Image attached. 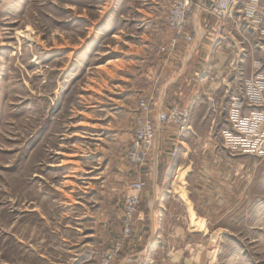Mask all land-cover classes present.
Listing matches in <instances>:
<instances>
[{
  "label": "rangeland",
  "instance_id": "374dc122",
  "mask_svg": "<svg viewBox=\"0 0 264 264\" xmlns=\"http://www.w3.org/2000/svg\"><path fill=\"white\" fill-rule=\"evenodd\" d=\"M172 1L0 0V264H101L105 252L122 253L135 221L125 235L128 187L144 182L132 179L128 155L138 119L156 131L150 108L139 107L148 86L139 61L167 52L159 35L171 33ZM256 2L240 8L253 22L247 70L264 68V0ZM198 146L170 176L184 220L167 222L163 259L264 264V162L236 157L238 185L214 195L195 181L206 185L211 173Z\"/></svg>",
  "mask_w": 264,
  "mask_h": 264
},
{
  "label": "crops",
  "instance_id": "0c3cea01",
  "mask_svg": "<svg viewBox=\"0 0 264 264\" xmlns=\"http://www.w3.org/2000/svg\"><path fill=\"white\" fill-rule=\"evenodd\" d=\"M256 1L236 0L240 6L219 19L209 14L212 0H195L186 27L191 41L183 38L165 54L156 50L140 57V79L146 80L148 86L138 92H141L140 99L149 105V117L156 131L150 160L140 168H132V179L136 173L142 176L144 188L139 196L131 237L124 245L125 250L118 254L117 263H122L128 256L135 258L138 264H167L170 261L163 259L166 248L161 236L165 234L164 228L169 220H184V202L171 194L173 181L170 176L184 168V157L194 149L188 148L192 141L200 145L196 148L197 157L202 152L205 154L201 166L211 172L206 185L199 182L203 180L195 179L201 188L209 187L211 183L213 194L220 195L222 190H233L238 185L237 174L241 165L236 167V157L248 155L230 154L223 146L221 132L230 126V98L237 94L244 80L253 75L254 62L248 70L245 66L252 43L247 34H252L253 22L246 14H241L240 8L246 2L252 12ZM164 31L159 35V44L166 46L172 34ZM174 106L189 110V129L185 133L178 134L169 127L158 128V112ZM216 135L219 141H214ZM188 139L191 141L184 143ZM120 215L119 211L118 221ZM176 224V229L182 228Z\"/></svg>",
  "mask_w": 264,
  "mask_h": 264
},
{
  "label": "built area",
  "instance_id": "2783aa9c",
  "mask_svg": "<svg viewBox=\"0 0 264 264\" xmlns=\"http://www.w3.org/2000/svg\"><path fill=\"white\" fill-rule=\"evenodd\" d=\"M236 0H216L212 7L211 14L215 18L223 19L227 17ZM191 0H173L168 13V26L171 31V38L165 50H172L177 42L184 38L191 41L186 35L187 14L192 10ZM211 11V10H210ZM255 73L246 78L240 86L236 95L230 98L228 129L221 132L223 146L233 155H248L264 162V68L258 63H253ZM140 111L145 115L149 105L141 100L139 102ZM246 113H243L244 110ZM147 113V114H146ZM189 110L179 107H172L167 111L157 114V123L174 126L178 134L188 130ZM155 134L150 128V123L146 120L138 119V126L135 136L128 151L129 162L135 167H142L151 157L154 146ZM144 188V182L136 181L129 184L127 199L123 208V232L129 234L131 223L136 216L139 204V196ZM118 248L110 252H105L101 264H128L132 257H124L122 263H117L119 254Z\"/></svg>",
  "mask_w": 264,
  "mask_h": 264
},
{
  "label": "bare ground",
  "instance_id": "6f19581e",
  "mask_svg": "<svg viewBox=\"0 0 264 264\" xmlns=\"http://www.w3.org/2000/svg\"><path fill=\"white\" fill-rule=\"evenodd\" d=\"M159 114H160V112H158ZM156 120H157V116H156ZM185 171V170H184ZM183 176V175H182ZM185 176V175H184ZM180 177V176H179ZM181 178H183V177H181ZM177 180H178V177H175V180H173V182H172V186H174L173 187V191L174 192H176V190H175V187H176V183H177ZM182 184V183H181ZM180 196H181V194H180ZM181 198V197H180ZM182 198H183V196H182ZM184 199V198H183Z\"/></svg>",
  "mask_w": 264,
  "mask_h": 264
}]
</instances>
